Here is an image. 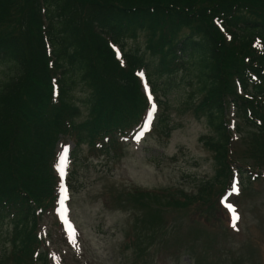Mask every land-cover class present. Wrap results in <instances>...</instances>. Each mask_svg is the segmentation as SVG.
Wrapping results in <instances>:
<instances>
[{"label": "trees", "instance_id": "16d2710c", "mask_svg": "<svg viewBox=\"0 0 264 264\" xmlns=\"http://www.w3.org/2000/svg\"><path fill=\"white\" fill-rule=\"evenodd\" d=\"M141 32L155 40L154 58L119 57L116 47ZM140 69L157 98L177 90L179 75L196 78L202 100L194 111L215 132L203 139L217 169L205 189L229 188L235 169L264 178V0H0V223L12 233L0 262L47 264L39 232L41 215L55 208L57 146L68 138L77 148L88 145L91 157L124 152L122 138L150 107ZM79 86L90 114L84 122H77L81 108L72 100ZM231 111L256 130L242 158L235 155ZM180 200L183 217L192 200L208 203L201 196ZM143 221L136 214L132 232ZM160 223L167 225L151 212L146 229ZM206 243L208 253L229 252L214 235ZM186 245L179 243L175 259Z\"/></svg>", "mask_w": 264, "mask_h": 264}, {"label": "rangeland", "instance_id": "374dc122", "mask_svg": "<svg viewBox=\"0 0 264 264\" xmlns=\"http://www.w3.org/2000/svg\"><path fill=\"white\" fill-rule=\"evenodd\" d=\"M149 40L155 43L148 32H142L128 40L122 51L143 53L150 60ZM182 75L177 77V90L168 92L164 109L149 95V86H144L146 98L157 106L155 113L150 124L148 116L147 125L126 138L121 154L91 157L88 145L76 148L72 141L60 142L58 175L67 198L64 210L59 206L55 214L41 217L47 264H220L218 259L226 264H264V178L234 172L229 188L214 185L210 191L205 189L204 183L214 179L217 169L215 152L203 139L215 132L206 118L194 111L202 100L196 78ZM82 91L79 86L72 93L73 104L81 108L77 122L90 116ZM229 115L233 135L236 129L240 134L234 135L235 155L242 158L249 148L247 137L256 130ZM156 119L159 130L153 126ZM163 121L168 123L167 135L162 134ZM66 148L67 158L62 159ZM242 161L253 165L250 159ZM234 183L239 195H229ZM215 194L219 195L218 205ZM200 196L208 200L207 207L192 200L193 213L183 217L182 210V215H177L181 210L176 201ZM226 204L233 205L240 217L238 230L231 226ZM151 212L167 221L163 229L161 223L154 230L146 229ZM136 214L144 221L132 232ZM164 230L174 231V236L167 238ZM207 235L218 238L220 247L229 252L224 256L219 251L208 253ZM11 237L10 227L0 223V253L5 247L11 249ZM182 241L187 245L182 257L175 259L173 254ZM0 264L16 263L6 260Z\"/></svg>", "mask_w": 264, "mask_h": 264}, {"label": "snow or ice", "instance_id": "6c2138e0", "mask_svg": "<svg viewBox=\"0 0 264 264\" xmlns=\"http://www.w3.org/2000/svg\"><path fill=\"white\" fill-rule=\"evenodd\" d=\"M154 113H155V105L152 106V111L149 113V118H150L149 121H148L149 124L151 123V117L154 115ZM141 135H143V133H141ZM67 152H68V149L66 148L64 150L65 155H64V157H62V159H66L67 158ZM63 171H64V169L61 168V172L62 173H63ZM232 194L239 195V188H238V186L235 183L233 184L232 191L229 193V195H232ZM66 198L67 197L65 195V199ZM225 199H227V198H225ZM225 206L228 208V210H229V212L231 214V226L233 227V229L238 230L237 229V222L240 219L239 215L236 213V210H235L233 205L226 204Z\"/></svg>", "mask_w": 264, "mask_h": 264}]
</instances>
